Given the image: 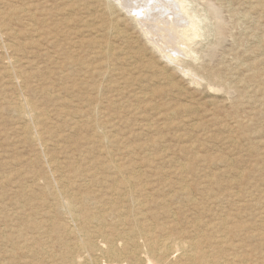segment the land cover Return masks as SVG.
<instances>
[{
  "label": "rangeland",
  "instance_id": "rangeland-1",
  "mask_svg": "<svg viewBox=\"0 0 264 264\" xmlns=\"http://www.w3.org/2000/svg\"><path fill=\"white\" fill-rule=\"evenodd\" d=\"M186 1L205 9L212 24L207 38L193 45L198 58L178 60L191 76L162 58L115 1L0 0V264L34 259L73 264L75 257L84 264H146L145 252L151 251L141 239L145 232L164 233L168 222L175 226L169 230L174 239L194 240L197 253L204 255L192 264H264V0ZM16 53L26 63H8ZM15 68L31 76L14 75ZM21 95L35 104L38 115H21ZM114 163L124 175L109 168ZM127 176L146 189L118 200L122 220L108 194ZM180 181L189 186L179 191ZM84 196L86 203L80 199ZM64 197H75L81 215V208L105 209V238H96L101 250L69 257L67 248L89 236L93 224L70 215ZM140 200L148 203L144 211L154 214L143 234L132 224ZM110 240L115 241L113 253L105 251ZM175 256V264H191L181 247Z\"/></svg>",
  "mask_w": 264,
  "mask_h": 264
},
{
  "label": "bare ground",
  "instance_id": "bare-ground-1",
  "mask_svg": "<svg viewBox=\"0 0 264 264\" xmlns=\"http://www.w3.org/2000/svg\"><path fill=\"white\" fill-rule=\"evenodd\" d=\"M111 1H115V2H117V4L118 5H120L122 8L121 9H123V8H125L126 10H127V12L130 14V15H132V17L134 18V20H135V22H136V24H138V25H140V27H141V29H142V32H143V34L145 35V39H147V43H150L151 45H152V48H154L158 53H159V55L162 57V58H164V59H166V61H168V62H174V64H176V67H178V68H180V69H182L183 70V72H184V74H188V75H192V71L191 70H189V69H187L185 66H183V64L181 63V65H180V63H179V59H183V58H185V57H191L193 60L196 58V56H197V58H198V55H196V54H198L197 53V51L194 49V44H195V42H196V40L199 38V37H206L207 38V36L205 35L206 34V31H207V27H209V30H211L210 28V26L212 25L211 24V18L209 19V15L207 14V12H204V10H202L203 11V14H201L202 12H201V10L199 9V8H195V7H193V6H191V2L190 1H186V0H111ZM192 1V0H191ZM192 2H194V1H192ZM109 4V3H108ZM110 5V4H109ZM199 9V10H198ZM128 15V14H127ZM208 22V23H207ZM214 24V23H213ZM34 27H36V24H35V26ZM139 28V27H138ZM3 29H1V31H2ZM113 30V29H112ZM213 30V29H212ZM110 31V30H109ZM111 32V31H110ZM119 32V31H118ZM114 34V33H113ZM112 34V35H113ZM142 34V35H143ZM3 35V34H2ZM42 35V34H41ZM47 35V34H46ZM4 36V35H3ZM43 36V35H42ZM39 37V36H38ZM0 38H1V35H0ZM4 38V37H3ZM39 38H41V37H39ZM38 38V39H39ZM2 39V38H1ZM34 40V39H33ZM200 40V39H199ZM201 41V40H200ZM39 42V41H38ZM4 43V42H3ZM40 43V42H39ZM103 43V42H102ZM1 44V43H0ZM5 44V43H4ZM108 44V43H107ZM196 45V44H195ZM2 46V45H1ZM5 46V45H4ZM105 46H106V44H105ZM108 46V48H109V45H107ZM101 47H104L103 45L101 46ZM107 48V47H106ZM111 48V47H110ZM109 48V49H110ZM5 49H8V48H6L5 47ZM109 49H107V50H105V49H103V51L105 50V51H107V54H108V51H110ZM101 51H102V49H101ZM11 52V51H10ZM94 52V51H93ZM99 55H100V53H98ZM56 55V54H55ZM105 55V54H104ZM109 55V54H108ZM38 57V56H37ZM72 57V56H71ZM109 57V56H108ZM196 58V59H197ZM8 60H7V62L8 63H10V64H14V63H26V61H24L23 60V58L22 57H20V56H18V54L16 53V54H13L12 55V57L11 58H7ZM10 59V60H9ZM73 59V58H72ZM30 60V59H29ZM27 61V63H28V65H30L31 64V62L30 61ZM65 60V59H64ZM69 60V59H68ZM35 63V62H34ZM63 64V63H62ZM9 65V64H8ZM70 65V64H69ZM74 65V64H73ZM75 65H77L76 63H75ZM11 66V65H10ZM36 66V65H35ZM59 66V65H58ZM61 66V65H60ZM108 66V65H107ZM75 67V66H74ZM109 67V66H108ZM11 69V68H10ZM61 69V68H60ZM60 69H58L59 71H60ZM12 70V69H11ZM107 70H108V68H107ZM106 70V71H107ZM15 71V72H14ZM12 73H15L14 75H17V76H22V77H25V76H31L30 74H28L25 70H22V69H19L18 71H16V68H15V70H14ZM63 71V70H62ZM69 71V70H68ZM85 71V70H84ZM88 72V71H87ZM110 72V71H109ZM59 73H61V71L59 72ZM64 73V72H63ZM66 73V72H65ZM89 74V73H88ZM106 74V73H105ZM108 74V73H107ZM13 75V74H12ZM13 75V76H14ZM87 75V74H86ZM199 75V74H198ZM35 76V75H34ZM60 76H62V75H60ZM84 77V76H83ZM17 77H15V79H16ZM86 78V77H85ZM84 78V79H85ZM12 79V78H11ZM18 80V79H17ZM22 80H25V79H21L20 81H22ZM26 81V80H25ZM15 82V81H14ZM19 82V81H18ZM88 82V81H87ZM25 83V82H24ZM84 83H85V81H84ZM92 83V82H91ZM110 83V82H109ZM88 85V84H87ZM92 85V84H91ZM84 86H85V84H84ZM20 87V86H19ZM27 87V86H26ZM25 87V88H26ZM102 87V86H101ZM101 87H99V88H101ZM104 87V86H103ZM72 88V87H71ZM91 87H89V89H90ZM104 89V88H103ZM21 90V89H20ZM22 90H23V88H22ZM25 90V89H24ZM30 90V89H29ZM100 91L99 92H101V89H99ZM97 91V90H96ZM103 91V90H102ZM20 92V91H19ZM29 92V91H28ZM44 92H45V90H44ZM98 92V91H97ZM98 92V93H99ZM20 93H22V91L20 92ZM49 93V92H48ZM19 94V93H18ZM11 95V94H10ZM23 95V94H22ZM21 95V96H22ZM95 95V94H94ZM93 95V96H94ZM5 96V95H4ZM18 96V95H17ZM20 96V97H21ZM19 97V98H20ZM23 97H24V99H23ZM28 98H29V96H27ZM99 97V96H98ZM100 97H101V94H100ZM22 99L20 100V103H19V105H18V107H17V110L21 113V115L23 114V116L25 115V114H33V115H38L37 114V112H36V108H35V104L33 105L32 103H30L27 99H25L26 97H25V95L24 96H22L21 97ZM96 99V98H95ZM108 99V98H107ZM94 100V99H93ZM98 101H99V99H98ZM122 101V100H121ZM91 102L92 101H90V104H91ZM97 102V101H96ZM100 102V101H99ZM98 103V102H97ZM96 103V104H97ZM11 104V103H10ZM90 104H89V106L88 107H91L90 106ZM95 104V105H96ZM100 105H101V103H99ZM98 105V104H97ZM99 106V105H98ZM95 107H97V106H95ZM100 107V106H99ZM135 107H137V106H135ZM92 108V107H91ZM87 109V108H86ZM95 110H96V108H94ZM98 109V108H97ZM72 110V109H71ZM88 110H89V108H88ZM94 110V111H95ZM73 111V110H72ZM97 111V110H96ZM99 111V110H98ZM17 112V111H16ZM15 112V113H16ZM19 112H17V113H19ZM90 112H91V110H90ZM68 114V113H67ZM73 114V113H72ZM96 114V113H95ZM48 115V114H47ZM90 115H91V113H90ZM71 116V115H70ZM21 117V116H20ZM34 117V116H33ZM88 117V116H87ZM90 117V116H89ZM31 118V117H30ZM73 118V117H72ZM95 117H93L92 119H94ZM96 118H97V115H96ZM76 119V118H75ZM79 119V118H78ZM87 119V118H86ZM27 120V119H26ZM33 120V119H32ZM85 120V119H84ZM22 121H24V120H22ZM34 121H35V119H34ZM75 121V120H74ZM73 121V122H74ZM76 121H78V120H76ZM86 121V120H85ZM88 121H90V119L89 120H87V122ZM137 121V120H136ZM29 122V121H28ZM31 122V121H30ZM97 122V121H96ZM9 123V122H8ZM36 123V122H35ZM34 123V124H35ZM75 123V122H74ZM79 123V122H78ZM101 123H103L104 124V122H101ZM193 123V122H192ZM26 124H27V122H26ZM25 124V125H26ZM31 125L33 124V122H31L30 123ZM33 124V125H34ZM97 124H98V122H97ZM24 125V126H25ZM88 125V124H87ZM93 125V124H92ZM100 125V124H99ZM23 126V127H24ZM39 126V125H38ZM38 126L37 127H35L36 129L38 128ZM40 126H42V125H40ZM92 127V126H91ZM104 127H105V125H104ZM26 127H24V129H25ZM41 128H43V127H41ZM101 128H103V127H101ZM23 129V128H22ZM29 129V128H28ZM31 129V128H30ZM33 129V128H32ZM35 129V130H36ZM100 129V128H99ZM21 130V129H20ZM106 130V129H105ZM230 130V129H229ZM28 131H31V130H28ZM33 131V130H32ZM39 131V130H38ZM54 131V130H53ZM102 132H103V130H101ZM35 133V132H34ZM105 133H106V131H105ZM30 134V133H29ZM36 134V133H35ZM50 134V133H49ZM114 134V133H113ZM23 135V134H22ZM33 135V134H32ZM36 135H38V134H36ZM103 135V134H102ZM35 136V135H34ZM90 136V135H89ZM99 136V135H98ZM105 136V135H104ZM111 136V135H110ZM115 136V135H114ZM113 136V137H114ZM36 137V136H35ZM38 137V136H37ZM108 136H106V138H107ZM104 138V137H103ZM106 138H104L105 140H106ZM110 139V138H109ZM75 140H76V138H75ZM108 140V139H107ZM106 140V141H107ZM36 141V140H35ZM38 143L40 144V146L42 145L41 144V141L39 140V138H38ZM80 142L82 141V140H79ZM252 141V140H251ZM250 141V142H251ZM78 142V141H77ZM100 142H101V140H100ZM105 142V141H104ZM103 142V143H104ZM120 142H122V141H120ZM43 143V142H42ZM47 143V142H46ZM45 143V145H47ZM107 143V142H106ZM109 143V142H108ZM59 144V143H58ZM68 144V143H67ZM76 144H78V143H76ZM80 144V143H79ZM151 144V143H150ZM175 144V143H174ZM165 145V144H164ZM39 146V145H38ZM108 146V145H107ZM106 146V147H107ZM77 147V146H76ZM39 148V147H38ZM44 148V147H43ZM79 148V147H78ZM91 148V147H90ZM95 148V147H94ZM102 148H104V147H102ZM128 148V147H127ZM165 148V147H164ZM42 149V148H41ZM46 149V148H45ZM45 149H43L44 151H45ZM106 149V148H105ZM104 149V150H105ZM72 150H73V148H72ZM103 150V151H104ZM107 150V149H106ZM74 151V150H73ZM76 151V150H75ZM109 151V150H108ZM111 151V150H110ZM77 152V151H76ZM80 153V152H79ZM172 153V152H171ZM44 154H46L45 152H44ZM194 154V153H193ZM83 155V154H82ZM84 155H86V154H84ZM108 155V154H107ZM81 156V155H80ZM128 156V155H127ZM45 157H49V156H45ZM83 157V156H82ZM109 157V156H108ZM143 158V157H142ZM150 158V157H149ZM5 160V159H4ZM48 160H49V158H48ZM91 160V159H90ZM89 160V161H90ZM144 160V159H143ZM142 160V161H143ZM147 160H148V158H147ZM178 160V159H177ZM57 161H58V159H57ZM56 161V162H57ZM60 161V160H59ZM92 161V160H91ZM114 161V160H113ZM141 161V162H142ZM146 161V160H145ZM112 162V161H111ZM110 162V163H111ZM174 162V161H173ZM48 163H50V162H48ZM72 163V162H71ZM70 163V164H71ZM109 163V162H108ZM58 165H59V163H57ZM64 164V163H63ZM71 165H73V164H71ZM80 165V164H79ZM50 166H51V163H50ZM82 166V165H81ZM150 166V165H149ZM216 166V165H215ZM127 167V166H126ZM173 167V166H172ZM56 168V167H55ZM109 168H111L112 170H113V172L114 173H116V172H122L121 171V168H120V165L119 164H117V163H114V164H111V165H109ZM149 168H151V167H149ZM219 168V167H218ZM58 169V168H57ZM80 169V168H79ZM82 169V168H81ZM144 169V168H143ZM152 169V168H151ZM83 170V169H82ZM180 170V169H179ZM71 171V170H70ZM88 171V170H87ZM145 171V170H144ZM167 171V170H166ZM74 172H76V171H74ZM79 172H81V171H79ZM98 172V171H97ZM100 172V171H99ZM143 172V171H142ZM60 173V172H59ZM96 173V172H95ZM135 173V172H134ZM144 173V172H143ZM3 174V173H2ZM72 174V173H71ZM80 174V173H79ZM82 174V173H81ZM121 175H124L125 173L124 172H122V173H120ZM9 175V174H8ZM33 175V174H32ZM61 175V174H60ZM65 175V174H64ZM84 175V174H83ZM93 175V174H92ZM91 175V176H92ZM52 176V175H51ZM67 176V175H66ZM151 176V175H150ZM152 176H154V175H152ZM188 176V175H187ZM7 177H9V176H7ZM36 177V176H35ZM55 177V176H54ZM64 177V176H63ZM62 177V178H63ZM78 177H80V176H78ZM83 177V176H82ZM128 177V176H127ZM157 177V176H156ZM159 177V176H158ZM165 177V176H164ZM169 177V176H168ZM59 178V177H58ZM167 178V177H166ZM2 179H4V178H2ZM60 179H61V177H60ZM113 179V178H112ZM168 179V178H167ZM184 179H185V177H184ZM50 180V179H49ZM48 180V181H49ZM55 180V179H54ZM53 180V181H54ZM62 180V179H61ZM178 180V179H177ZM176 180V181H177ZM56 181V180H55ZM65 181H67V180H65ZM101 181V180H100ZM140 181V180H139ZM164 181V180H163ZM184 181V180H183ZM2 182V181H1ZM58 182V181H57ZM68 182V181H67ZM143 182V181H142ZM208 182H210V180L208 179ZM43 183V182H42ZM65 183V182H64ZM110 183V182H109ZM119 183V182H118ZM157 183V182H156ZM169 183V182H168ZM178 183V182H177ZM53 184H55V183H53ZM57 184V183H56ZM61 184H62V181H61ZM66 184V183H65ZM76 184V183H75ZM86 184H88V182L86 183ZM115 184H116V182H115ZM141 184V183H140ZM139 184V182H138V179H134L133 177H128V178H123V180L121 181V183L120 184H118V185H114L115 186V189H111L110 191H109V194L108 195H111L113 198H114V200H112L111 199V201H112V209L114 210V211H116L117 213H118V215H119V217H121V219L122 220H125L124 219V215L122 214V210H120V207H118L117 205L119 204V202H118V200H121V201H124L125 200V194H128V195H130L131 197H135V195H136V193H140L141 195H142V193H143V191L146 189V186H144V188H143V185H140ZM159 184V183H158ZM161 184H162V182H161ZM195 184V183H194ZM199 184V183H198ZM206 184V183H205ZM21 185V184H20ZM23 185V184H22ZM27 185V184H26ZM38 185V184H37ZM68 185V184H67ZM97 185V184H96ZM157 185V184H156ZM160 185V184H159ZM188 185V184H187ZM187 185H185L184 183H181V181L179 182V187H178V190L179 191H182V190H184V189H186L187 188ZM200 185H201V183H200ZM36 186V185H35ZM39 186H41V185H39ZM47 186V185H46ZM51 186V185H50ZM55 186H57V185H55ZM60 186V185H59ZM152 186H154V185H152ZM158 186V185H157ZM161 186V185H160ZM189 186V185H188ZM33 187V186H32ZM155 187V186H154ZM154 187H153V189H154ZM174 187V186H173ZM172 187V188H173ZM196 187H197V185H196ZM206 187V186H205ZM28 188V186L26 187V189ZM104 188V187H103ZM158 188V187H157ZM26 189H24L23 188V190H26ZM44 189V188H43ZM42 189V190H43ZM55 189H58V188H56L55 187ZM164 189V188H163ZM181 189V190H180ZM15 190V189H14ZM53 190H54V188H53ZM155 190V189H154ZM153 190V191H154ZM158 191H160V189H157ZM222 190V189H221ZM245 190V189H244ZM54 191H56V190H54ZM204 191V190H203ZM44 192H46V191H44ZM58 192H60V191H58ZM71 192V191H70ZM70 192H68V193H70ZM193 192V191H192ZM238 192V191H237ZM260 192V191H259ZM25 193V192H24ZM50 193H51V191H50ZM57 193V192H56ZM62 193V192H61ZM98 193V192H97ZM174 193V192H173ZM44 194V193H43ZM100 194V193H99ZM106 194V193H105ZM181 194V193H180ZM15 195V194H14ZM64 195V194H63ZM66 195V194H65ZM71 195H73V194H71ZM139 195V194H138ZM151 195V194H150ZM182 195V194H181ZM180 195V196H181ZM190 195H192V194H190ZM215 196H216V194H214ZM59 196H62V195H60V193H59ZM67 196V195H66ZM163 196H164V194H163ZM203 196H205V195H203ZM39 197V196H38ZM56 197V196H55ZM106 197V196H105ZM109 197V196H108ZM146 198H149V197H147V196H145ZM172 197H173V195H172ZM207 197V196H206ZM58 198V197H57ZM61 198V197H60ZM60 198H59V200H60ZM64 198H66V197H64ZM80 198V197H79ZM169 198V197H168ZM171 198V197H170ZM183 198V197H182ZM194 198V197H193ZM193 198H192V200H193ZM16 199H17V197H16ZM45 199V198H44ZM81 199V202H85L86 203V201H87V197L86 196H84V198H80ZM103 199V198H102ZM110 199V198H109ZM150 199V198H149ZM165 199V198H164ZM173 199H175V198H173ZM177 199V198H176ZM196 199V198H195ZM211 199V198H210ZM18 200V199H17ZM39 200V199H38ZM46 200V199H45ZM73 200H76L75 199V197H72L71 199L70 198H66L64 201H62L63 202V205L64 206H66V208L68 209V212H69V214L70 215H72L75 219H80V220H82L84 223H85V225H87L88 224V226L90 225V223H92L93 225H91L89 228H91V227H93V228H91V232H90V235L88 236H86V235H84V237H83V240H79V241H77L75 244H73V246L70 248H67L68 249V253H69V257H73L74 256V254L76 253V252H78V253H82L85 249L86 250H88V249H98V250H101V248H100V246L98 247V244H96V238H98V237H102V238H105V231H103L102 229H101V227H102V221L104 220V218H105V216H106V214H105V209L103 208V209H96L97 210V213H94V212H91V211H88V210H86L85 208H84V210H83V208H81V210H82V215L81 214H78V209L76 208V206L77 205H75L76 203L73 201ZM130 200V199H129ZM134 200H136V198L134 199ZM148 200V199H147ZM206 200V199H205ZM215 200V199H214ZM28 201V200H27ZM52 201H55V200H52ZM133 201V200H132ZM141 201V202H140ZM139 201V211H137V212H134L133 214H134V217L132 218V224H136L137 225V228H138V231L139 232H141L142 233V231H147L148 229H149V226L148 225H146L145 224V222L148 220V222H149V219L151 218V217H154V214L152 213V212H147V211H144V206H145V204L147 203V201H145V200H140ZM160 201V198H159V200H158V202ZM177 201V200H176ZM211 201H212V199H211ZM211 201H209V202H211ZM19 202H21V201H19ZM79 202V201H78ZM101 202V205H102V200L101 201H98V203H100ZM135 202V201H134ZM134 202H133V204H134ZM183 202V201H182ZM190 202V201H189ZM23 203V202H22ZM49 203V202H48ZM52 203V202H51ZM80 203V202H79ZM78 203V204H79ZM92 203V202H91ZM97 203V202H96ZM105 203H106V201H105ZM136 203H137V200H136ZM148 204V203H147ZM214 204V203H213ZM26 205V204H25ZM52 205V204H51ZM62 205V204H61ZM100 205V204H99ZM114 205H116L115 206V208H114ZM157 205H161V204H157ZM191 205V204H190ZM24 206V205H23ZM63 206V207H64ZM35 207H39V206H35ZM52 207H55L54 205L52 206ZM62 207V208H63ZM158 207V206H157ZM51 208V207H50ZM99 208V207H98ZM134 208V207H133ZM159 208H160V206H159ZM186 208V207H185ZM166 209V208H165ZM48 210V209H47ZM64 210V212H65V210L66 209H63ZM92 210V209H91ZM156 210V209H155ZM15 211V210H14ZM168 211H169V209H168ZM171 211V210H170ZM169 211V212H170ZM191 211H192V209H191ZM53 212H54V209H53ZM67 212V213H68ZM80 212V211H79ZM103 212H104V214H103ZM182 212H183V210H182ZM27 213H28V211H27ZM26 213V214H27ZM66 213V212H65ZM66 213V214H67ZM107 213V212H106ZM158 213V212H157ZM212 213V212H211ZM227 213V212H226ZM34 214H35V212H34ZM39 214V213H38ZM37 214V215H38ZM65 214V215H66ZM141 214H143V219H142V216L141 217H136V215H141ZM174 214H176L175 212H174ZM183 214V213H182ZM195 214H197V213H195ZM208 214V213H207ZM24 215V214H23ZM51 215H52V213H51ZM54 215V214H53ZM69 215V216H70ZM158 215V214H157ZM3 216V215H2ZM39 216V215H38ZM128 216V215H127ZM175 216V215H174ZM187 216V215H186ZM189 216H190V214H189ZM195 216H197V215H195ZM194 216V217H195ZM203 216V215H202ZM202 216H201V218H202ZM209 216H211V215H209ZM4 217V216H3ZM20 217V216H19ZM28 217V216H27ZM56 217V216H55ZM177 217V216H176ZM192 217V216H191ZM33 218V217H32ZM54 217H52V222H53V220L55 219H53ZM73 218V219H74ZM161 218V217H160ZM169 218V217H168ZM2 219V218H1ZM70 219V218H69ZM68 219V220H69ZM191 219H193V218H191ZM198 219V218H197ZM213 219H214V217H213ZM34 220V219H33ZM50 220V222H51V219H49ZM72 220V218L70 219V221ZM119 220V219H118ZM121 220V221H122ZM145 220V221H144ZM172 220V219H171ZM186 220V219H185ZM185 220H183V221H185ZM190 220V219H189ZM198 220H200V219H198ZM38 221H40L39 219L37 220V222ZM48 221V220H47ZM67 221V220H66ZM211 221V220H210ZM219 221V220H218ZM223 221V219H221V222ZM31 222H32V219H31ZM74 222V221H73ZM72 222V223H73ZM198 222V221H197ZM225 222V221H224ZM224 222H222V223H224ZM80 223V222H79ZM179 223V222H178ZM196 223V222H195ZM199 223V222H198ZM221 223V224H222ZM31 224H33V223H31ZM74 224V223H73ZM220 224V223H219ZM263 224V223H262ZM74 225H76V224H74ZM82 225V224H81ZM205 225V224H204ZM228 224H226V226H227ZM244 224H241L240 226H243ZM43 225L41 224V228H43L42 227ZM70 226H71V224H70ZM100 226V227H99ZM155 226V225H154ZM153 226V227H154ZM161 226V225H160ZM220 226V225H219ZM9 227H11V226H9ZM21 227H23L22 225H21ZM52 227V226H51ZM74 227V226H73ZM114 227L115 228H117L118 227V225H117V223L116 224H114ZM164 227L166 228L165 229V232L163 233V232H159L157 235H150L151 233L150 232H145V234H144V236H143V239H141V240H143V248H144V246L147 248V251H151L150 253L149 252H145V253H147V255L146 254H144L143 253V255H146V257L145 258H147V261H146V264H175V262H173V258L174 257H177V256H175V251H178V250H180V247L182 248V250H183V254L185 255V257H187V259L188 260H190V262H191V264L194 262V261H196V260H199L202 256H204V255H200V254H198L197 253V244L195 243V241H194V243H192V242H189V243H185L184 241H181V236H179V239H180V241L182 242H180L178 239H174L173 238V236H171V234H169V230H171V229H175V226H174V224L173 223H171V222H168L166 225H164ZM200 227V226H199ZM248 227V226H247ZM12 228V227H11ZM10 228V229H11ZM75 228V227H74ZM77 228V227H76ZM104 228V227H103ZM136 228V229H137ZM226 228V227H225ZM236 228V227H235ZM19 229V228H18ZM106 229V228H105ZM154 229V228H153ZM181 229V228H180ZM188 229V228H187ZM262 229V228H261ZM42 230V229H41ZM51 230V229H50ZM49 230V231H50ZM72 230H75V229H72ZM80 230H82L81 228H80ZM128 230V229H127ZM220 230V229H219ZM248 230V229H247ZM36 231H38V230H36ZM77 231H78V229H77ZM185 231V230H184ZM202 231L205 233V231L202 229ZM250 231V230H249ZM68 233H70L69 231H67ZM74 232V231H73ZM126 232V231H125ZM179 232V231H178ZM19 233H21V232H19ZM71 233H72V231H71ZM75 233V232H74ZM79 233V232H78ZM84 233L86 234V232L84 231ZM129 233V232H128ZM180 233V232H179ZM184 233V232H183ZM200 233V232H199ZM204 233H202V234H204ZM221 233V232H220ZM253 233V232H252ZM22 234V233H21ZM50 234H52V233H50ZM65 234V233H64ZM81 234H82V231H81ZM112 234V233H111ZM121 234V233H120ZM143 234V233H142ZM182 234V233H181ZM181 234H179V235H181ZM194 234V233H193ZM246 234V233H245ZM7 235V234H6ZM13 235V237L15 236L14 234H12ZM38 235V234H37ZM80 235V234H79ZM108 235V234H107ZM128 235V234H127ZM126 235V236H127ZM219 235V234H218ZM71 236V235H70ZM109 236V235H108ZM129 236H130V234H129ZM182 236H183V234H182ZM1 237V236H0ZM7 237V236H6ZM79 237V236H78ZM125 237V236H124ZM131 237V236H130ZM138 238H139V236H137ZM141 238H142V236H140ZM156 237V238H155ZM200 237V236H199ZM204 237V236H203ZM222 237V236H221ZM223 237H225V236H223ZM222 237V238H223ZM81 238V237H80ZM102 238H100V239H102ZM115 238V237H114ZM118 238V237H117ZM123 238V237H122ZM132 238V237H131ZM130 238V239H131ZM155 238V239H154ZM175 238H176V236H175ZM21 239H22V237H21ZM72 239V238H71ZM106 239H108L107 237H106ZM134 239V238H133ZM135 239H137V238H135ZM195 239V238H194ZM197 239V238H196ZM262 239H264V238H262ZM44 240V239H43ZM70 240V239H69ZM117 240V239H116ZM127 240H128V238H127ZM184 240V239H183ZM186 240V239H185ZM191 240V239H190ZM225 240V239H224ZM227 240V239H226ZM225 240V241H226ZM119 241V240H118ZM121 241V240H120ZM122 241H123V239H122ZM121 241V242H122ZM134 241V240H133ZM197 241V240H196ZM48 242V241H47ZM53 242H55L54 240H53ZM101 242V244H103L102 243V241H100ZM110 242H112V243H110V247L109 246H107L108 248H105L104 250L105 251H107L108 253H113L114 252V250H115V248H114V242L115 241H113V240H110ZM135 242V241H134ZM240 241H238V243H239ZM68 243H70L69 241H68ZM120 243V242H119ZM123 243H125L124 241H123ZM48 244H49V242H48ZM65 244H67V242L65 243ZM105 244V243H104ZM103 244V245H104ZM118 244V243H117ZM137 245L138 244H140V241H138L137 243H136ZM210 244V243H209ZM237 244V243H236ZM235 244V246L234 247H236L237 245ZM243 244H245V243H243ZM4 245V244H3ZM50 245V244H49ZM68 245V244H67ZM107 245V244H106ZM105 245V246H106ZM123 245V244H122ZM223 245V244H222ZM246 245V244H245ZM244 245V246H245ZM69 246V245H68ZM130 246V245H129ZM139 247H140V245H138ZM209 246V245H208ZM215 246V245H214ZM44 247V246H43ZM50 247V246H49ZM132 247V246H131ZM233 247V248H234ZM57 248H58V246H57ZM137 248V247H136ZM146 248H145V250H146ZM210 248H211V246H210ZM219 248V247H218ZM42 249V248H41ZM51 249V248H50ZM134 249V248H133ZM132 249V250H133ZM178 249V250H177ZM204 249V248H203ZM221 249V248H220ZM219 249V250H220ZM13 250H14V248H13ZM37 250V249H36ZM53 250V249H52ZM85 250V252H87ZM103 250V251H104ZM121 250V249H120ZM211 250V249H210ZM9 251V250H8ZM43 251V250H42ZM118 251V250H117ZM126 251H128V250H126ZM131 251V250H130ZM129 251V252H130ZM133 251H135L136 252V250H133ZM137 251H138V249H137ZM204 251V250H203ZM212 251V250H211ZM221 251V250H220ZM244 251H245V248H244ZM232 252V251H231ZM235 252H236V250H235ZM235 252H234V257H235V255H237V254H235ZM8 253V252H7ZM117 253V252H116ZM179 253V252H178ZM177 253V254H178ZM56 254V253H55ZM54 254V255H55ZM88 254H90V253H86V255H87V257H88ZM124 254V253H123ZM130 254H131V252H130ZM203 254V253H202ZM232 254V253H231ZM246 254V253H245ZM78 255V254H77ZM93 255V254H92ZM116 255V254H115ZM118 255V254H117ZM122 255V254H121ZM239 256H241L242 255V253H241V255L240 254H238ZM248 255V254H247ZM39 256V255H38ZM37 256V257H38ZM48 256V255H47ZM91 256V255H90ZM105 256V255H104ZM126 256V255H125ZM124 256V257H125ZM138 256V255H137ZM208 256V258H209V256H210V254L209 255H207ZM25 257H27V256H25ZM56 257V256H55ZM54 257V258H55ZM99 257V256H98ZM97 257V258H98ZM109 257H111V256H109ZM136 257V256H135ZM134 257V258H135ZM179 257V256H178ZM177 257V258H178ZM184 257V258H185ZM50 258V257H49ZM48 258V259H49ZM80 258H85L84 256H82V257H80ZM100 258V257H99ZM207 258V259H208ZM220 258V257H219ZM232 258H233V256H232ZM2 259H3V257H2ZM41 259V258H40ZM100 259H105V258H100ZM254 259H256V258H254ZM4 260H5V258H4ZM39 260V259H38ZM50 260V259H49ZM84 260V259H83ZM90 260L92 261V259L90 258ZM89 260V261H90ZM103 260H101V261H103ZM124 260V259H123ZM122 260V261H123ZM201 260H202V258H201ZM220 260H222V258L221 259H219V261ZM233 260H234V258H233ZM2 261V260H1ZM28 261V260H27ZM27 261H24V260H19L18 261V263L17 264H39L35 259L34 260H32L31 262H27ZM105 261V260H104ZM111 261H112V259H111ZM114 261V260H113ZM132 260H130L128 263H130ZM136 261V260H135ZM140 261V260H139ZM205 261V260H204ZM223 261V260H222ZM127 262H122V263H109V262H98V261H95V264H126ZM207 262V261H206ZM227 262V261H226ZM225 262V263H226ZM3 263V262H2ZM5 263V262H4ZM7 263V262H6ZM12 263V262H11ZM72 263L73 264H84L83 262H81V260H78L76 257L75 258H72ZM127 263V264H128ZM211 263H213V262H211ZM219 263V262H218ZM222 263V262H221ZM238 264H239V262H237ZM236 263V264H237ZM261 263V262H260ZM13 264V263H12ZM45 264H50V263H45ZM94 264V263H93ZM131 264V263H130ZM188 264V263H187ZM241 264V263H240ZM244 264V263H243ZM246 264V263H245ZM256 264V263H255Z\"/></svg>",
  "mask_w": 264,
  "mask_h": 264
}]
</instances>
